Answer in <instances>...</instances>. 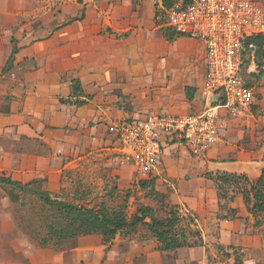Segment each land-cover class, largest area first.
<instances>
[{
	"label": "crops",
	"instance_id": "1",
	"mask_svg": "<svg viewBox=\"0 0 264 264\" xmlns=\"http://www.w3.org/2000/svg\"><path fill=\"white\" fill-rule=\"evenodd\" d=\"M52 3L58 4L54 21ZM156 5L162 0H0V33L16 31L20 48L11 71L1 75L13 48L9 36L3 38L8 46L0 49V95L11 101L9 111L0 112V176L55 188L75 161L95 152L110 161L123 154L111 126L152 112L197 113L223 102L206 88L204 46L182 36L168 41L156 24ZM56 24L57 38L50 33ZM179 59L185 61L180 68ZM72 79L92 96L87 105L60 101L70 99ZM253 82L251 115L236 119L222 110L220 140L206 153H195L177 137L163 138L164 166L155 179L172 186L170 205L192 218L190 227L204 245L162 250L151 233L119 232L109 244L93 234L76 239L80 262L88 255L87 264H200L211 240L264 253V224L255 227L242 195L220 199L208 178L236 173L255 181L264 168V79ZM123 97L132 100V109L118 105Z\"/></svg>",
	"mask_w": 264,
	"mask_h": 264
},
{
	"label": "built area",
	"instance_id": "2",
	"mask_svg": "<svg viewBox=\"0 0 264 264\" xmlns=\"http://www.w3.org/2000/svg\"><path fill=\"white\" fill-rule=\"evenodd\" d=\"M164 11L165 26L204 46L206 88L223 102L197 113L152 112L111 126L140 180L162 172L164 137H177L195 153H206L220 140L222 110L246 119L256 103L255 84L246 75L258 70L257 44L250 39L264 38V4L260 0H178Z\"/></svg>",
	"mask_w": 264,
	"mask_h": 264
},
{
	"label": "rangeland",
	"instance_id": "3",
	"mask_svg": "<svg viewBox=\"0 0 264 264\" xmlns=\"http://www.w3.org/2000/svg\"><path fill=\"white\" fill-rule=\"evenodd\" d=\"M57 8L58 4L52 3L51 21L55 20L54 11L57 15ZM55 22L57 23V20ZM58 27L56 24L51 28V37H58ZM14 33L16 31L0 33L3 41L0 49L7 48L8 44L3 38L6 39L8 36L11 39L10 44L14 45V40L17 43ZM184 64L185 61L179 59L178 68ZM179 71L182 72L183 69ZM114 94L119 93L116 91ZM10 101V95H0V112L9 111ZM121 103H118L120 107L133 108L129 97H123ZM113 104L116 105V98ZM109 158L102 152L87 155L72 163L64 171L60 184L55 188L44 182L34 187L48 190L52 197L85 203L90 207L105 203L111 210H124L129 220L140 207L144 206L154 209V216L145 219L147 223H152L153 217L159 220L166 219L170 209V196L174 191L172 186L167 182L155 181V185L149 184L148 187H144L137 176L135 165L128 158L121 153L113 155L114 161H110ZM160 183L163 188H160ZM233 194L243 197L240 187L230 188L228 196ZM48 214L45 205L33 191L0 183V264H87L90 261L88 255L86 257L84 255L83 262H80V252L77 250L79 242L77 243L76 239L59 249L40 244V238L46 233L41 219ZM177 226V231L183 230L189 235L191 244L200 242L199 231L190 227L189 219L183 218ZM138 231H141L143 236H147L145 233L153 234L145 223L138 225L136 232ZM132 233L128 229L122 232ZM206 245L208 258L205 260L210 264H235L236 257H240L243 264H264V253L256 254L250 249L243 251V248L237 245H221L218 240H211Z\"/></svg>",
	"mask_w": 264,
	"mask_h": 264
},
{
	"label": "trees",
	"instance_id": "4",
	"mask_svg": "<svg viewBox=\"0 0 264 264\" xmlns=\"http://www.w3.org/2000/svg\"><path fill=\"white\" fill-rule=\"evenodd\" d=\"M176 1L178 0H162L161 6L156 5V24L161 26L164 37L170 42L179 38V35L170 27L164 26L163 19L159 18H162L165 13L164 10L171 8ZM83 18L84 14L72 18L70 22L79 21ZM250 41L257 44L256 62L259 70L257 75L253 73L246 75L248 81L251 83L254 78L264 79V38H252ZM13 42L11 55L4 65L1 75L11 71L14 66L15 55L20 50L15 40ZM246 63H249V61H246ZM191 91V88H187L189 100L193 99ZM91 99L92 96L84 92L81 81L79 79H72L70 99L61 98L60 101H69L81 107L87 105ZM208 178L216 182L219 198L222 200L234 199V194L228 196L230 188L239 189L240 187L244 202L249 212L255 217V227L258 228L264 224L260 218L264 214V168L255 181H251L246 175L236 173H218L216 175H208ZM40 181L35 179L24 184L13 180L11 177L0 176V183L15 186L21 190L33 191L45 205L49 214L42 218L41 221L46 233L39 241L44 247L52 246L59 249L69 241L93 234L102 235L104 243L109 244L119 232L127 229L131 232H136L138 225L144 223L147 224L150 231L158 239L160 243L159 248L162 250H175L184 246L203 245L200 232V242L196 241L191 244L188 234L183 230L177 231V225L184 217L181 216L176 205H169L168 217L163 220L153 217L152 223L145 221L147 217L154 216V209L150 206L140 207L129 220L124 210H111L105 203L90 207L85 203H75L52 197L50 192L36 188L37 186L34 187L35 185H39ZM140 181L143 182L142 185L144 187H148L149 184L153 185L156 179H141ZM233 212H235V209H233ZM189 223H194L192 218L189 219ZM195 231L198 232V230ZM235 264H243L240 257H236Z\"/></svg>",
	"mask_w": 264,
	"mask_h": 264
}]
</instances>
